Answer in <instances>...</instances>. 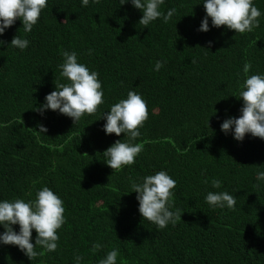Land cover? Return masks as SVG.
<instances>
[{"label":"trees","instance_id":"trees-1","mask_svg":"<svg viewBox=\"0 0 264 264\" xmlns=\"http://www.w3.org/2000/svg\"><path fill=\"white\" fill-rule=\"evenodd\" d=\"M201 2L164 0L160 10L175 8L174 16L144 27L130 3L48 0L30 33L17 20L0 37L30 42L23 51L0 47V200L34 199L47 186L65 208L54 252L30 259L0 244V264H73L76 254L82 264H98L112 249L117 264H264V181L256 180L257 169L264 171V139L246 134L239 142L220 129L224 119L240 115L242 99L232 94L245 78L244 64L248 75L264 74V0H253L259 25L243 34L212 27L210 18V30L199 31ZM64 51H75L79 63L98 73L104 93L97 112L75 125L58 112L34 110L55 90V79L66 82L58 67ZM156 60L166 61L158 72ZM129 90L148 109L134 141L143 150L114 173L101 154L124 134L106 135L99 118ZM161 170L176 181L171 210L182 217L157 229L143 221L137 194L128 192L133 180ZM209 191L233 193L234 210L210 209ZM35 236L33 230L34 246ZM93 243L101 247L93 250Z\"/></svg>","mask_w":264,"mask_h":264},{"label":"clouds","instance_id":"clouds-1","mask_svg":"<svg viewBox=\"0 0 264 264\" xmlns=\"http://www.w3.org/2000/svg\"><path fill=\"white\" fill-rule=\"evenodd\" d=\"M120 5L130 3L142 12L138 21L139 25L148 27L159 19L162 23L174 16L176 9L169 8L166 12L160 10L164 0H119ZM205 10L199 31L208 32L209 18L211 26L220 28L225 26L228 30H235L236 34L252 32L259 25L260 11L253 0H202ZM200 3V4H201ZM48 0H0V37L7 29L12 27L17 20L22 23L24 33H30L38 23L42 11L47 7ZM89 0H81V6L86 7ZM7 42L0 39V47ZM29 40L14 36L7 49L12 47L23 51L28 48ZM212 42L209 41V46ZM91 54V50H89ZM63 62L59 64V77L65 83L55 79V90L46 94L44 102L34 110L41 116L51 110L72 119L74 125L84 115H93L98 106L103 103V89L98 79V73L91 71L85 64L78 62L75 51H64ZM166 61L156 60L153 71H160ZM250 65L243 66L244 80L236 96L242 99L239 117H228L220 125L225 134L231 132L233 138L242 142L246 134L264 139V74L248 75ZM99 119H103L102 130L106 135L115 134L123 139L116 140L102 154L101 159L115 172L125 166L134 164L136 157L142 152L143 145L134 143L141 135L140 129L148 119L146 101L135 91L129 90L126 98L112 104L108 111L103 112ZM98 119V120H99ZM209 124V121H208ZM39 132L45 133L47 129L40 125ZM256 142H259L257 139ZM90 178L85 181L88 184ZM110 179V178H109ZM257 182L264 181V171L257 169ZM35 183V182H34ZM176 181L164 170L148 174L133 180L130 191L135 192L138 201V212L143 221L154 224L157 229H163L169 224H175L181 219L179 209L172 211L171 197L174 195ZM211 187L218 189L220 181L211 180ZM127 193V194H128ZM237 198L227 191H209L204 197L210 209L234 210ZM65 208L62 199L52 189L43 186L35 193V198L24 200H0V244L14 245L30 259L44 252H54L57 249V230L65 223ZM19 226V230L14 229ZM33 230L36 232L35 246L32 241ZM36 247L43 249L37 253ZM93 250L101 245L93 243ZM118 250L108 251L98 264H117ZM83 257L74 255L73 264H82Z\"/></svg>","mask_w":264,"mask_h":264}]
</instances>
